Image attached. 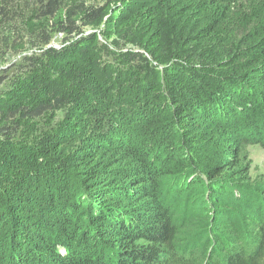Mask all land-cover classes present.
<instances>
[{"label": "trees", "instance_id": "obj_1", "mask_svg": "<svg viewBox=\"0 0 264 264\" xmlns=\"http://www.w3.org/2000/svg\"><path fill=\"white\" fill-rule=\"evenodd\" d=\"M246 143L264 0H0V264H264Z\"/></svg>", "mask_w": 264, "mask_h": 264}, {"label": "rangeland", "instance_id": "obj_2", "mask_svg": "<svg viewBox=\"0 0 264 264\" xmlns=\"http://www.w3.org/2000/svg\"><path fill=\"white\" fill-rule=\"evenodd\" d=\"M249 140H250V137H249ZM227 145H230V144H227ZM237 148H238L237 152H239L238 156L231 158L232 165H234L233 169L242 170L243 173L245 174L244 176L246 177V180L248 179V183L250 185L254 184V185H260L264 187V148L256 147L248 143H246L245 145H238ZM235 196H236V200L240 202V208L243 209V212H245L247 215H250L254 219H257L258 213L255 211L256 207L254 206H256L259 203L258 199L256 198L254 200L248 193L247 195L243 193V195L241 196L240 195L239 196L235 195ZM184 198H182L183 200L180 199L176 202L178 211L185 204L186 205L185 207L187 209H190V212L188 213L190 220L196 217L193 212L199 211V213H201L202 215L204 214L203 211H204V208H206V206L203 204V201H204L203 196L198 197L196 199H193L192 197H189V199H184ZM190 198H192L193 200H191ZM186 202H190V203L187 204ZM231 205L233 206V202L231 203ZM222 207H224L222 208L224 211H229V210H226L225 208L231 209L228 207V205L222 206ZM231 214L233 215L231 220H235L239 218L236 215V212L233 211L231 212ZM177 216H180V214L178 213ZM220 222L221 224H229L230 221L226 217L222 216ZM186 225H187V222H186ZM249 226L251 229V233L249 234V236L253 237L252 235L255 232V228L250 223H249ZM194 228L195 227H193V224L185 228L187 232L189 231L188 232L189 236L188 235L187 236L190 237L191 239L196 237V235L199 232L198 229L196 231V229ZM246 241H249V238L246 239ZM246 244H249V242Z\"/></svg>", "mask_w": 264, "mask_h": 264}]
</instances>
